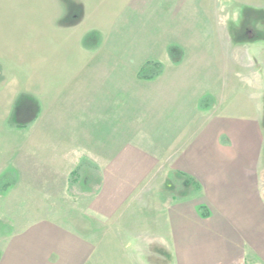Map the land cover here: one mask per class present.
<instances>
[{
  "label": "crops",
  "instance_id": "crops-1",
  "mask_svg": "<svg viewBox=\"0 0 264 264\" xmlns=\"http://www.w3.org/2000/svg\"><path fill=\"white\" fill-rule=\"evenodd\" d=\"M141 1H131V8L144 10ZM235 1L264 11V0ZM182 4L172 28L162 32L169 44L155 56L161 65L157 74L140 77L142 62L109 52L87 61L60 85L87 91L85 117L77 105L73 111L70 106L66 122L84 119L83 129L57 130L63 116L34 104L36 115H29L27 123L38 128L26 131L25 143L37 138L42 153L74 154L72 170L82 167L85 156L108 158L97 166L98 186L80 192L68 213L59 212L68 221L44 218L8 234L0 246V264H264V111L247 108L231 77L224 88L229 95L216 85L223 70L230 76L244 73L248 89L264 99V36L254 38L253 32L264 33V19L236 37L231 35L240 25L236 20L224 34L217 18L199 12L191 20L189 5ZM55 8L57 18L71 17L68 25L75 27L94 19L98 4L59 0ZM106 9L103 5V15ZM95 32L102 42V34ZM169 47H176L173 54ZM186 58L196 59L193 67L184 65ZM232 91L235 108L223 109ZM238 106L246 107L245 114ZM171 179L182 182L185 194H165ZM133 197L139 209L127 212ZM78 199L84 205L79 213ZM129 217L140 219L125 227ZM125 234L133 237L126 240Z\"/></svg>",
  "mask_w": 264,
  "mask_h": 264
},
{
  "label": "rangeland",
  "instance_id": "rangeland-1",
  "mask_svg": "<svg viewBox=\"0 0 264 264\" xmlns=\"http://www.w3.org/2000/svg\"><path fill=\"white\" fill-rule=\"evenodd\" d=\"M58 1L0 0V246L6 241L8 234L15 233L28 224L43 221L44 218L59 219L62 216L65 222L68 221V215L65 217L59 212L68 213L75 208L80 192L98 186L99 169L108 158L107 155L98 154L85 156L86 161L80 169L77 168L78 176L75 179V175L71 173L76 161L74 154L42 153L44 148H38L37 138L34 142L25 143L26 131L30 127L38 128L37 123H24L25 120L28 121L29 115L32 118L36 112L34 104L38 103L46 109L49 107L48 114L63 116L62 122L56 123L57 130L69 131L76 126L77 131L83 129L84 119L82 122H66L67 115L71 113L68 112L70 106L73 111V107L77 105L75 110L84 112L79 115L85 117L84 99L87 91L70 90L60 85L68 82L81 70V66L87 65V61L97 60L101 53H124L142 62L141 68L147 63H155L157 52L169 44L162 32L167 27L172 28L170 21L177 19L174 13L179 10L177 6L182 4L179 0H142L144 10H139L131 8L130 2L137 0H120L122 7H119V0H104V3H100L103 0H94L98 4L93 13L95 18L90 16L84 23L73 27L68 25L71 17L57 18L55 7ZM203 3L207 11L203 9ZM103 5L109 6V9L104 10V15ZM186 5L190 8L189 19H196L199 12L204 13L206 19L217 18V24L222 27L224 34L231 31L230 27L236 20L240 25L231 31V35L236 37L246 36L245 27L251 26L256 19H264V11L244 8L235 0H183L181 8ZM239 8L242 9L239 11ZM77 12L81 16L82 10L78 9ZM100 19L104 21L103 24ZM96 30L102 34V42L97 35L87 36ZM129 57L126 58V63ZM194 60L196 59L186 58L183 63L187 67H193ZM221 76V82L216 85L222 86V94H230L229 88H224L230 86L231 77V83H237V93L243 97L242 102L248 105L247 108L255 113L264 111L262 94L260 96L258 91L252 93L248 89L244 73H232L230 76L223 70ZM42 80L46 81L43 87ZM231 94L232 97L226 100L223 109L235 108L231 106L232 98L235 97L233 91ZM25 108L28 111L31 109V113L28 114ZM238 109L241 112L239 114H245L246 107L238 106ZM65 142L69 143V138ZM9 181L13 185L7 188ZM170 183L172 186L165 190L166 195L181 196L187 191L182 182L176 179H171ZM5 185L7 189L2 191ZM81 201L77 200L76 212L78 208L79 212L82 210ZM134 201H138L137 197H133L130 207H126L127 212H133L138 207L139 202ZM148 209L149 203H146V213ZM141 210L144 211V208ZM124 219L125 227H133L140 218ZM146 219L148 218H145L148 224ZM132 237L133 235H124L126 240Z\"/></svg>",
  "mask_w": 264,
  "mask_h": 264
},
{
  "label": "trees",
  "instance_id": "trees-1",
  "mask_svg": "<svg viewBox=\"0 0 264 264\" xmlns=\"http://www.w3.org/2000/svg\"><path fill=\"white\" fill-rule=\"evenodd\" d=\"M254 32V38L255 37H263L264 36V33H262V32H260V31H253ZM90 35H97V38L99 37V35L96 33V32H91V33H89L87 36H90ZM176 50V47H169L168 48V52H169V54H173L174 53V51ZM160 69H161V65L159 64V63H157V62H155V63H147V64H145L141 69H140V71H139V76L140 77H143V78H150L151 76H153L154 74H157L159 71H160ZM28 109V108H27ZM28 111V110H27ZM28 112H31V109H30V111H28ZM35 113H33V115H32V118H34L35 117ZM20 125H22V123L21 122H18ZM24 123H27V121L25 120V122ZM27 125V124H26ZM24 126V125H23ZM72 173V175H75V179H77V177L76 176H78L77 175V168L73 171V172H71ZM189 181H190V179H188ZM195 183V182H194ZM193 183V181H190V184H191V186L192 187H196V185ZM9 187V185L7 186V188ZM6 188V185L1 189L2 191H4L5 189H7ZM201 213L202 214H204V215H206V212H204V209L203 208H201Z\"/></svg>",
  "mask_w": 264,
  "mask_h": 264
}]
</instances>
